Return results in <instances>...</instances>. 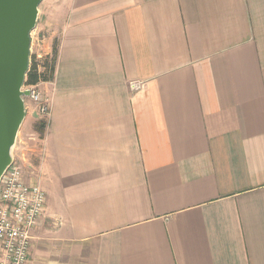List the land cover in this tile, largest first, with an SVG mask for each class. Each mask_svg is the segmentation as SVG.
Returning a JSON list of instances; mask_svg holds the SVG:
<instances>
[{"label": "crops", "instance_id": "obj_1", "mask_svg": "<svg viewBox=\"0 0 264 264\" xmlns=\"http://www.w3.org/2000/svg\"><path fill=\"white\" fill-rule=\"evenodd\" d=\"M35 32L26 264H264V0H42Z\"/></svg>", "mask_w": 264, "mask_h": 264}, {"label": "water", "instance_id": "obj_2", "mask_svg": "<svg viewBox=\"0 0 264 264\" xmlns=\"http://www.w3.org/2000/svg\"><path fill=\"white\" fill-rule=\"evenodd\" d=\"M42 0H0V177L12 162L11 150L25 118L22 91L30 33Z\"/></svg>", "mask_w": 264, "mask_h": 264}, {"label": "built area", "instance_id": "obj_3", "mask_svg": "<svg viewBox=\"0 0 264 264\" xmlns=\"http://www.w3.org/2000/svg\"><path fill=\"white\" fill-rule=\"evenodd\" d=\"M139 84L131 83L136 90ZM22 91L37 106L41 117L49 116L48 101L43 99L36 86ZM24 99V98H23ZM45 209V195L36 183H30L25 174L12 162L0 177V264H26L30 249V232Z\"/></svg>", "mask_w": 264, "mask_h": 264}, {"label": "rangeland", "instance_id": "obj_4", "mask_svg": "<svg viewBox=\"0 0 264 264\" xmlns=\"http://www.w3.org/2000/svg\"><path fill=\"white\" fill-rule=\"evenodd\" d=\"M35 29H36V26L30 33V37L33 36V38L35 40H34L33 46H31V43L29 46V59L32 56H36L37 54L43 53L42 52L43 50H38V47H39V45L44 46L46 43V39L48 37H50V34H45L41 38H37V36L41 35V33L38 34V32H35ZM56 41H57V38L53 37L51 40L52 46L54 45V43ZM52 46H51V48H52ZM24 101H25L27 107H29V113H28V116L25 118L22 127H20V130L18 132L19 136L16 137V141H15V144H14L12 150H11V154H12L13 159L15 160V164L19 168H21V170L25 174L27 180L30 182L31 167H33V165L36 162V153H35L36 143L33 141H30L31 136H32L31 121L33 120L34 116L37 115V113H36V109L33 108L34 106H32L30 104L31 100H29V98L25 97Z\"/></svg>", "mask_w": 264, "mask_h": 264}, {"label": "trees", "instance_id": "obj_5", "mask_svg": "<svg viewBox=\"0 0 264 264\" xmlns=\"http://www.w3.org/2000/svg\"><path fill=\"white\" fill-rule=\"evenodd\" d=\"M57 42L54 43L49 55L38 59L36 56L30 57L28 60L27 70L23 80V86H36L39 83L49 82L53 78L55 64L57 59ZM46 120L42 119L33 125V132L39 138L42 137Z\"/></svg>", "mask_w": 264, "mask_h": 264}]
</instances>
